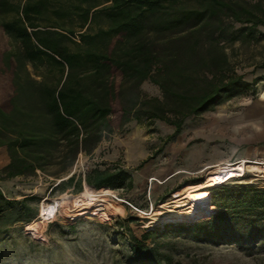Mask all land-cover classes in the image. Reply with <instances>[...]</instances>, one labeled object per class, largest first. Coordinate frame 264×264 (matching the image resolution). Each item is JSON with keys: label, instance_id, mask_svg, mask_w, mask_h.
Returning a JSON list of instances; mask_svg holds the SVG:
<instances>
[{"label": "trees", "instance_id": "16d2710c", "mask_svg": "<svg viewBox=\"0 0 264 264\" xmlns=\"http://www.w3.org/2000/svg\"><path fill=\"white\" fill-rule=\"evenodd\" d=\"M75 1L73 11L53 13L79 17L77 42L75 31L61 23L40 26L48 0H24L23 5L0 0V28L18 46L0 51V74L10 76L5 98L0 97V148L9 156L0 172V234L40 215V197L7 196L4 182L56 169L51 176L60 182L52 192H81L84 184L97 191H131L133 174L117 164L92 168L84 176H62L80 155L91 157L103 141L132 123L172 127L171 143L189 120L256 92L259 79L246 81L233 57L239 48L264 43V0ZM10 13L16 18L3 21ZM102 17L107 26L92 32L91 24ZM255 68L264 69V61ZM145 83L161 95L145 93ZM228 183L208 189L215 211L207 219L184 221L188 224L177 230L196 240L264 244V190ZM160 201L166 203L165 197ZM118 224L130 234L134 264H173L145 242L175 225L138 240L128 224Z\"/></svg>", "mask_w": 264, "mask_h": 264}, {"label": "rangeland", "instance_id": "374dc122", "mask_svg": "<svg viewBox=\"0 0 264 264\" xmlns=\"http://www.w3.org/2000/svg\"><path fill=\"white\" fill-rule=\"evenodd\" d=\"M12 1L24 4V0ZM48 2V11L38 22L40 26L61 23L75 31L73 40L77 42L81 30L79 17L73 14L71 19L58 18L53 11L71 12L78 2ZM15 18L10 13L2 20L9 22ZM106 26L102 17L90 29L96 32ZM11 47L18 46L0 28V51ZM233 60L246 81L253 83L259 79L255 93L237 95L189 120L171 143L167 139L173 134L172 127L161 122L152 126L132 123L103 141L91 157L80 155L70 173L62 176H84L92 168L117 164L133 174V190L97 191L84 184L81 192L73 188L64 193L52 192L60 182L51 176L56 169L46 174L39 172L35 178L4 182L2 189L7 196L21 199L34 195L41 200L40 217L0 234V264H134L130 234L118 224L123 222L138 240L149 231L162 234L166 225H175L165 235H152L145 242L170 256L173 264H264V244L245 246L196 240L177 230L178 225L188 224L184 221L207 219L215 210L209 209L194 219H177L174 212L179 209L172 203L176 195L186 194L189 187L197 185L194 181L206 183L220 169L243 162H248L245 176L228 184L255 185L264 190V69L255 68L264 61V43L239 48ZM6 77L0 74L2 98L3 89L9 88L10 83V76ZM142 89L151 96L161 95L151 83H145ZM7 159L6 148H0V172ZM87 197L91 200L85 201ZM163 197L164 204L160 201ZM82 204L89 209L81 210ZM99 206L106 208V215L95 213Z\"/></svg>", "mask_w": 264, "mask_h": 264}, {"label": "bare ground", "instance_id": "6f19581e", "mask_svg": "<svg viewBox=\"0 0 264 264\" xmlns=\"http://www.w3.org/2000/svg\"><path fill=\"white\" fill-rule=\"evenodd\" d=\"M247 163L248 162H243V164L232 168L218 169L219 171H217L206 183L204 182L191 186L188 188L186 194L176 195L175 200H173L172 203H174L176 209L179 210L174 212V216L177 219L189 220L204 215L209 209L215 210V207L211 205V193L208 189L243 178L246 174L245 165ZM89 200L91 199L87 197L85 201ZM92 202H94V200H92ZM84 205L85 204H82L83 207H81V210L89 209L87 205ZM95 213H103L106 215V208L104 206H99Z\"/></svg>", "mask_w": 264, "mask_h": 264}, {"label": "crops", "instance_id": "0c3cea01", "mask_svg": "<svg viewBox=\"0 0 264 264\" xmlns=\"http://www.w3.org/2000/svg\"><path fill=\"white\" fill-rule=\"evenodd\" d=\"M99 149H100V147H99ZM97 151H98V150H97ZM6 162H8V163H7V165H8V164H9V159H7V161H6ZM7 165H6V166H7Z\"/></svg>", "mask_w": 264, "mask_h": 264}, {"label": "water", "instance_id": "95a60500", "mask_svg": "<svg viewBox=\"0 0 264 264\" xmlns=\"http://www.w3.org/2000/svg\"><path fill=\"white\" fill-rule=\"evenodd\" d=\"M85 186H86V184H85ZM88 186V185H87ZM89 187V186H88ZM92 188V187H91ZM92 189H94V188H92ZM95 190V189H94Z\"/></svg>", "mask_w": 264, "mask_h": 264}]
</instances>
